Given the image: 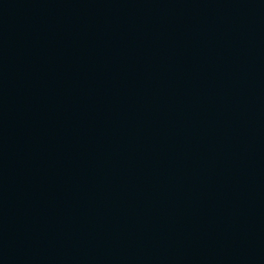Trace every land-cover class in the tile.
I'll use <instances>...</instances> for the list:
<instances>
[{"label":"water","instance_id":"95a60500","mask_svg":"<svg viewBox=\"0 0 264 264\" xmlns=\"http://www.w3.org/2000/svg\"><path fill=\"white\" fill-rule=\"evenodd\" d=\"M0 264H264V0H0Z\"/></svg>","mask_w":264,"mask_h":264}]
</instances>
